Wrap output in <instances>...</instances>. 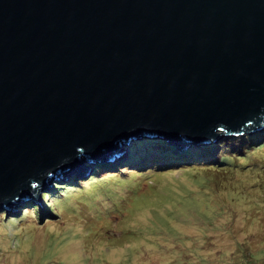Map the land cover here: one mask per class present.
<instances>
[{"label": "water", "instance_id": "obj_1", "mask_svg": "<svg viewBox=\"0 0 264 264\" xmlns=\"http://www.w3.org/2000/svg\"><path fill=\"white\" fill-rule=\"evenodd\" d=\"M262 126L264 0H0L6 213L32 197L46 210L51 177L124 145Z\"/></svg>", "mask_w": 264, "mask_h": 264}, {"label": "rangeland", "instance_id": "obj_2", "mask_svg": "<svg viewBox=\"0 0 264 264\" xmlns=\"http://www.w3.org/2000/svg\"><path fill=\"white\" fill-rule=\"evenodd\" d=\"M141 141L51 177L46 210L33 197L0 208V264H264V126L183 149L166 140L214 164L120 172Z\"/></svg>", "mask_w": 264, "mask_h": 264}, {"label": "trees", "instance_id": "obj_3", "mask_svg": "<svg viewBox=\"0 0 264 264\" xmlns=\"http://www.w3.org/2000/svg\"><path fill=\"white\" fill-rule=\"evenodd\" d=\"M250 145H254V143H251ZM176 150L177 149L174 147V145L169 144L164 139H143L141 142L135 144L130 149L128 160H125L123 162V164H126L127 166L124 169L120 170V172L123 173L124 171L128 170L130 166H135V168H138L142 165H145L148 170L164 171L166 169H174L178 165H183L182 167L186 168L191 166V164H194L195 162H198L200 164H214V159L205 160V157L213 156V153H205V150L207 149L195 150L194 152L191 150V148H187L180 152ZM224 159L226 161L227 157H221V160L219 162H223ZM97 165L103 169L108 168L106 163H98ZM118 168H121V166H119ZM90 179L95 180L96 177H90ZM57 188L58 187H56V189Z\"/></svg>", "mask_w": 264, "mask_h": 264}, {"label": "bare ground", "instance_id": "obj_4", "mask_svg": "<svg viewBox=\"0 0 264 264\" xmlns=\"http://www.w3.org/2000/svg\"><path fill=\"white\" fill-rule=\"evenodd\" d=\"M125 150V149H124ZM111 159H115V157L114 158H111Z\"/></svg>", "mask_w": 264, "mask_h": 264}]
</instances>
